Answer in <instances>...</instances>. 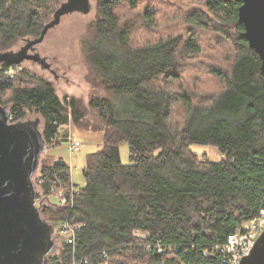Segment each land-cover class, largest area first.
Instances as JSON below:
<instances>
[{
	"label": "trees",
	"instance_id": "trees-1",
	"mask_svg": "<svg viewBox=\"0 0 264 264\" xmlns=\"http://www.w3.org/2000/svg\"><path fill=\"white\" fill-rule=\"evenodd\" d=\"M60 2L0 0V52L38 38ZM96 2L83 45L93 88L88 104L61 99L52 82L29 70L11 78L16 66L0 64V105L10 123L39 114L46 145H59L61 127L81 125L88 109L103 124L94 128L104 144L88 158L84 186L72 182L62 161L37 177L41 216L56 238L64 221L80 227L75 244L61 239L47 264H221L205 253L264 209V75L244 36L241 3ZM204 73L218 80L219 91L194 90ZM192 145L217 147L225 158L213 162ZM60 193L67 204L51 203ZM136 231L150 239H136Z\"/></svg>",
	"mask_w": 264,
	"mask_h": 264
},
{
	"label": "water",
	"instance_id": "water-1",
	"mask_svg": "<svg viewBox=\"0 0 264 264\" xmlns=\"http://www.w3.org/2000/svg\"><path fill=\"white\" fill-rule=\"evenodd\" d=\"M236 1L241 3L239 20L245 28L244 36L261 57L264 75V0ZM89 9V0H66L38 38L27 39L18 52H0V64L13 67L27 60L45 62L39 55L29 54L30 51L34 52L44 42L64 16L75 12L86 14ZM9 121V112L0 105V264H47L56 247L55 230L41 216L38 206L41 195L33 181L46 144L32 124ZM37 136L42 140L41 152L36 148ZM241 264H264V231Z\"/></svg>",
	"mask_w": 264,
	"mask_h": 264
},
{
	"label": "rangeland",
	"instance_id": "rangeland-1",
	"mask_svg": "<svg viewBox=\"0 0 264 264\" xmlns=\"http://www.w3.org/2000/svg\"><path fill=\"white\" fill-rule=\"evenodd\" d=\"M65 1L66 0H61L59 6ZM89 3L90 9L88 13L83 14L81 12H75L64 16L60 25L50 30L44 42L37 46L36 50L42 58H46L45 60L50 64L49 66L52 68V71L42 69L40 65L27 61L20 66H16L13 70V74L24 69L29 70L37 76L52 82L61 99L66 97L82 98L85 100V104H88L89 96L93 88L86 80V74L88 71L84 60L85 54L83 51V45L86 38L89 37V25L96 17L97 2L96 0H89ZM25 45L26 41L20 40L9 51L18 52ZM216 47L217 46H215V49ZM200 63L202 65V62ZM206 64L207 63H203V65ZM201 77L203 78L204 83L201 84L202 86H195L194 90H199L200 92H207L209 89L214 91L215 89H217V91L220 90L221 86H219L218 80L214 79V76H206L204 73ZM187 90H190V94H193L191 88H187ZM9 95L10 93L7 94L4 99L6 100ZM24 122L36 125L34 126V129L41 135L43 140L42 135L45 123L39 114L29 112L24 119ZM102 125L103 124L99 121L97 115L88 109L86 119L81 125H71V127L64 130V133L67 134V136L72 134L74 142L78 141L81 144L79 151L71 153L68 140L62 141L59 145H45L44 152L40 153L39 165L33 180H37L43 166L52 165L55 161H62L71 168L72 182L79 187L84 186L86 183L84 171L87 166L88 158L91 154L100 151L104 144V133L94 131L95 127H102ZM64 133H61L59 138H63ZM42 140L38 137L36 143V148L40 152L42 149V146L40 145ZM190 149L199 156L206 155L207 158L213 162H221L225 158L218 148L214 146L192 145ZM120 153L122 163L128 165L130 163V148L128 143L123 142L120 145ZM37 190L40 192L38 186ZM40 202L41 198L38 201V206ZM50 202L58 204V196L51 197ZM57 229L60 228L58 227ZM54 239L56 247L53 253L58 254L61 246V239L56 238V233Z\"/></svg>",
	"mask_w": 264,
	"mask_h": 264
},
{
	"label": "built area",
	"instance_id": "built-area-1",
	"mask_svg": "<svg viewBox=\"0 0 264 264\" xmlns=\"http://www.w3.org/2000/svg\"><path fill=\"white\" fill-rule=\"evenodd\" d=\"M14 72H9V76L11 78L14 77ZM11 120V118H10ZM73 125L70 121V123L66 126H62L60 130V134L64 133V130L66 128L71 127ZM70 145V152H76L79 151L81 144L76 141H73L72 134L63 136V138H60V141H67ZM60 142V143H61ZM35 184L40 188V185L42 184L41 180L35 179ZM59 198V204L65 205L67 204V199L63 195V193H60L58 195ZM80 229L79 226H72L67 221H64L60 226V236L61 239L69 245H74L77 232ZM264 231V209H262L259 213V215L254 218L253 220L246 222L240 229H238L233 235L229 236L227 242L224 245L218 246L215 249L212 250V252H206L205 258L206 260L210 261L214 259L218 255L221 257V264H241L243 258L249 256L252 252V250L255 247V244L257 242V239ZM134 237L138 240L142 241H148L150 239V235L146 232L142 231H136L134 232ZM158 252L161 254L162 250L160 249V246H157ZM150 251V249H149ZM109 261V260H108Z\"/></svg>",
	"mask_w": 264,
	"mask_h": 264
},
{
	"label": "flooded vegetation",
	"instance_id": "flooded-vegetation-1",
	"mask_svg": "<svg viewBox=\"0 0 264 264\" xmlns=\"http://www.w3.org/2000/svg\"><path fill=\"white\" fill-rule=\"evenodd\" d=\"M29 54H31V55H39L40 56V54H39V52L37 50H35L34 52L30 51ZM40 58H42V57L40 56ZM43 59H46V58H43ZM27 61L28 62H33L35 64L40 65L42 69H46L48 71H52V68L49 66L50 64L47 63V60H45V62H41V61H38V60L37 61H35V60H30V61L27 60ZM27 61H25V62H27Z\"/></svg>",
	"mask_w": 264,
	"mask_h": 264
},
{
	"label": "bare ground",
	"instance_id": "bare-ground-1",
	"mask_svg": "<svg viewBox=\"0 0 264 264\" xmlns=\"http://www.w3.org/2000/svg\"><path fill=\"white\" fill-rule=\"evenodd\" d=\"M86 262V261H85ZM74 264H80V263H76V262H74Z\"/></svg>",
	"mask_w": 264,
	"mask_h": 264
}]
</instances>
